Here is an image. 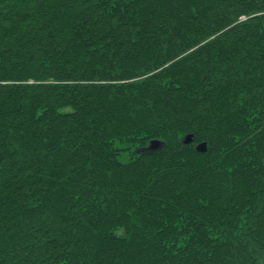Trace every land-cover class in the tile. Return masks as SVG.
<instances>
[{
	"label": "trees",
	"instance_id": "16d2710c",
	"mask_svg": "<svg viewBox=\"0 0 264 264\" xmlns=\"http://www.w3.org/2000/svg\"><path fill=\"white\" fill-rule=\"evenodd\" d=\"M40 1L9 0L5 7L6 0H0V264H260L264 260V125L255 130L249 120L238 133L237 119L230 126L223 124L219 113L227 105L206 96L205 89L210 86L206 82H212L210 76L224 68L231 74L230 92L225 89L230 100L245 84L263 87V23L233 26L224 34L227 49L218 46L224 38L217 46L212 43L198 55L186 54L180 60L178 50L176 54L169 48L178 40L191 43L196 26L193 7L201 10H194L200 17L214 12L208 4L203 8L202 3L188 0L192 6L186 8L190 13L186 20L182 21L187 15L183 14L172 35L157 41L165 50L160 56L163 63H169L163 70L178 80L171 78L152 94L150 103L170 110L178 125L195 126L194 142L207 139L208 151L181 145V155L173 156L166 150L167 140L153 138L145 142L150 149L144 151L154 155L133 158L127 165L115 149L114 139L120 136L112 139L103 134L117 122L113 119L106 125L97 117L88 118V99L96 96L94 90L66 83L79 67L51 72L48 61L51 56L61 61L67 55L83 59L97 51L102 40L109 42L91 34L95 17L87 19V13L77 9L87 11L95 3L112 13L113 0H42L47 3L44 9ZM233 2L240 6V1ZM243 2L247 8L264 4V0ZM59 19L66 33L59 30ZM215 20L211 31L220 25ZM39 55L49 70L33 65ZM22 61L29 63L24 66ZM194 64L201 66L200 71ZM238 72L240 80L234 78ZM183 77L187 81L180 83ZM180 87L181 92H170ZM186 96L189 104L184 109L180 103ZM117 102L111 100V107L119 106ZM108 103L109 97L104 105ZM207 103L213 106L209 117L202 107ZM67 106L73 111L61 113ZM90 122L96 127L91 128ZM149 162L161 166L151 168ZM144 169L145 183L135 187L131 173ZM110 203L122 211L134 207L135 214L147 211L131 224L124 219L121 226H114L108 216H99ZM119 227L125 228V235L115 234ZM254 243L261 254L253 249Z\"/></svg>",
	"mask_w": 264,
	"mask_h": 264
},
{
	"label": "rangeland",
	"instance_id": "374dc122",
	"mask_svg": "<svg viewBox=\"0 0 264 264\" xmlns=\"http://www.w3.org/2000/svg\"><path fill=\"white\" fill-rule=\"evenodd\" d=\"M8 1L9 0H6L5 7L8 6ZM205 1L206 0L203 2L202 0H196L195 2L202 3L201 7L203 8L206 6L205 4L210 5L211 9H214V12L211 15L208 14L200 17V14L195 12H201V10L193 7L191 15L195 17L192 19H195L196 21L192 23L196 26L194 27L195 31L194 34H192V39L188 37L192 40L191 43L183 45V43L178 40L174 47L169 48V51L171 50V52H176V54L178 50L180 55L177 58H180V60L185 57L186 54L192 53L195 56L198 55L197 53H199L200 50L204 51V49L201 48H204L212 43L217 46L220 42L219 40L225 38V32L240 23L247 26L257 25L258 27H260L262 23L264 25V4L247 8L243 2L244 0H238L240 1V6L235 4L233 0H219L217 4L216 0H213V3H207L209 0L206 3ZM57 2L58 0L55 1V3ZM112 3V13L105 12L104 9H100L101 5L95 3L91 4L92 7H90L87 11H84L81 6L77 9L80 13L86 12L87 19L95 17V23L92 25L90 24V26H92L91 34H98L104 36L105 38H109V42L107 40L105 42L102 40L97 47V51H92L90 53L91 56H86L84 54L83 59H80L79 56L68 58L67 55L63 60L57 61L54 56H51L52 60H48L52 64L49 69L52 70L51 72H54L53 70L58 67L61 69H73L74 67H79L80 71L76 73L73 79L66 81V83H71V85L79 83L81 85H85L89 90L93 89L94 93H96L95 97L88 99V105L91 109V111L89 110V120L93 121V116L94 118L97 117L101 122L103 121L104 124L112 121L113 119L117 122V126H115L113 130L104 132L103 134L106 137H112V139L118 137L114 135L120 136L117 139H114L117 147L114 148L120 150L117 151V153L120 155L119 157L123 163H127L128 165L131 163V159L139 158L144 154L154 155L151 152L144 151L145 149H150V145L146 147L145 142H148L153 138L167 140L168 148H166V150L173 156L181 155L183 152H181L180 149L181 145H186L188 147L189 145H192L195 150L200 153L208 151L209 141H207V139L199 140L198 142L196 140V142H194L195 137L198 136V132L193 131V129L196 128L195 126L190 125L188 127H182L178 125L177 121L174 119L175 116L171 114L170 110H162L161 107L156 106L155 103H150V98H153L151 97L152 94L156 95L159 93V90H161L160 88L169 84L171 78L178 80V78L170 76L171 73L168 74L165 70H163L164 68L169 67V63H163L164 60L161 59L162 57L160 56L165 55V50L157 44V41L158 38L162 39L170 37L176 26H179V23L182 24V21L184 22L186 20L187 16H189L188 14H190L186 13V8L189 7L188 4L190 3H188V0H113ZM38 4L44 9L43 4L46 5L47 3L41 0ZM190 6H192V2ZM120 9L121 11L123 10L121 14H119ZM126 9L130 10L128 12V16L126 15ZM64 13L68 15V10L64 11ZM183 14L187 15L184 17V20L180 22ZM215 19L220 20V22L222 21V23L219 22L220 25L218 28L211 31L209 28L212 25V22L216 23ZM58 21L60 22L59 30L62 31V33H66V31H63L64 27L61 24L62 21H60V19ZM226 24H228V26ZM204 30H207V32L205 33ZM216 30L219 31L216 32ZM199 32H201L200 36L196 38ZM218 35L221 36L219 37ZM232 40H234V38H232ZM64 41L68 45L69 40L65 38ZM209 41L212 42L209 43ZM225 42H227L226 38L218 46H220V48L228 47ZM73 45V43L70 44V46ZM180 45L181 48H178ZM103 48L105 51L101 55L99 52H101ZM80 53L82 52L80 51ZM253 54L254 56L257 55V53ZM177 58L176 60H178ZM256 58L258 59V57ZM22 63L26 66L29 62L26 63L22 61ZM32 63H34L33 65H35L36 68L43 67L48 69L42 65V57H40V55L38 57V61ZM194 66L198 67V64H194ZM200 68L198 67L199 71ZM83 69L84 72L81 73ZM218 73L219 74H216L213 77L210 76V78H212V82H209L211 83L205 81L207 85H210L205 89V95L208 97L213 96L217 99L220 105H222V103L224 106L227 105L224 107L225 112H220L221 110L219 111V118L220 115H222L219 120H221L223 124L230 126L231 123L235 122L237 119L238 122L234 127H236L235 129L239 131L238 133H240V130L243 131V129H245L243 128L244 125L248 127L249 120L254 124L253 129L255 130L263 126L264 83L261 88H258L259 86L254 87L245 84L243 87L238 88V92L236 94V96H238L235 100H230V93L225 94V89L227 90L228 88L229 91V88H231V81L228 82L231 74H229V71H226V68L221 70V74L220 71H218ZM235 75V79L240 80L242 78L240 72ZM54 81L60 83V81H57L56 79ZM186 81L187 78L183 77L180 83H184ZM177 87H179V85H177ZM182 88L183 87H180L177 90L170 89V92H181ZM107 97H109L110 103L105 106L104 104L106 103ZM187 99L188 96H186V99L180 103H183L182 107L184 109L189 104ZM111 100L116 102L119 101L117 102L119 106L116 108L111 107ZM214 106L216 107V104H214ZM202 107L203 112L209 117L210 113L213 111V106L207 103L206 105L203 104ZM95 110L98 111V114L95 113ZM143 110H147V113L144 116L140 115ZM71 111H73L71 106L60 109L61 113ZM246 116L248 119L243 118ZM172 119H174V121ZM183 119H185L184 121H188L187 118ZM244 121H246V123L243 124ZM91 123L92 122H90L91 128L96 127L94 125L96 122H93V124ZM220 132L223 134L222 129ZM224 132L226 133L227 130L224 129ZM203 133L206 132L203 131ZM218 137L221 138V135H218ZM238 138L241 139L240 137ZM142 139L143 141H141ZM217 139L215 143L218 142ZM128 140L133 142H127ZM223 140L227 141L226 139ZM139 141L141 143L138 144ZM203 148L206 150H200ZM210 148L212 147L210 146ZM261 150L263 157L264 149ZM260 155L261 154L258 153L259 157ZM149 163L152 166L151 168L161 166L159 162ZM123 174L126 175L124 172ZM131 174V179H134L136 182L135 187L141 186L143 182L145 183L142 178L146 175V169L143 171H136ZM148 191L153 192L152 187L149 186ZM111 204L112 203H110L108 207L103 206V213L99 216H108L106 218L109 219V222L114 221V226H118L117 224L119 223L121 226V221L124 219H127L131 224V222H133L138 215H143V213L147 211L145 210L135 214L133 212L134 207L132 210H128V208L125 207L124 211H122L119 210L117 204L112 206ZM135 226L136 229H139L140 223H136ZM117 228L115 230H117ZM122 228L123 227H119L120 230L116 231L115 234L118 236L125 235L126 230L125 228H123L124 230ZM108 231H110V228ZM137 235H140V233H137ZM245 248L246 247L241 250L245 251ZM254 248H256V253H262L260 247L258 249V245L255 243L253 249ZM240 253L242 254V251H240ZM260 264H264V260L260 261Z\"/></svg>",
	"mask_w": 264,
	"mask_h": 264
},
{
	"label": "water",
	"instance_id": "95a60500",
	"mask_svg": "<svg viewBox=\"0 0 264 264\" xmlns=\"http://www.w3.org/2000/svg\"><path fill=\"white\" fill-rule=\"evenodd\" d=\"M200 150L205 151L206 149L203 148V149H200Z\"/></svg>",
	"mask_w": 264,
	"mask_h": 264
}]
</instances>
